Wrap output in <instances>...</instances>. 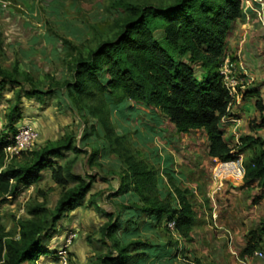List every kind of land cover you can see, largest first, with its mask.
Listing matches in <instances>:
<instances>
[{
  "label": "rangeland",
  "instance_id": "obj_1",
  "mask_svg": "<svg viewBox=\"0 0 264 264\" xmlns=\"http://www.w3.org/2000/svg\"><path fill=\"white\" fill-rule=\"evenodd\" d=\"M7 1L9 3L5 7L9 10L5 9L0 13V67L10 72L14 66L18 68L25 64L30 66L31 72H36L39 64L44 62L45 70L50 66V71H40L39 77L34 75L37 78L36 83L54 91H60V88H64L63 82L72 80V61L77 55L85 56L99 43L113 38L127 16L125 3L161 6L174 2ZM48 46H51L49 51ZM53 56L58 60L57 64L53 62ZM194 70L196 76L200 77L198 65L194 66ZM238 72V76L243 77L239 69ZM16 77L21 79L22 74ZM17 91L18 87L9 82L0 86V132L4 131L6 114L14 105L12 95ZM23 98L20 104L21 113L25 111L24 105L28 103ZM56 106L60 107L59 104ZM117 106H107V131L98 117H92L88 113L82 115L83 125L81 121L77 123L76 131L73 130V122L71 128L67 129V133L70 130L78 133L76 143L82 152L75 157L67 152L63 158L56 159L57 162L65 165L76 158L78 166L74 167V171L93 174L96 176L94 183L98 185H93L85 199L71 211L65 212V216L55 224L51 237L44 240L47 248L52 250L62 234L66 236L77 231L74 233L86 234L89 248V255L81 264H95L97 257L108 252V248L100 241L102 235L99 231L107 219L101 210L104 209L115 215L130 216V227H134L131 229L134 231L126 234L123 226H120L110 247L115 244L114 249L112 248L115 256L116 249L122 245L139 242L129 252L135 257L133 264H194L196 260L201 264H264V257L258 258L254 253L250 256L241 254L248 238L247 232L264 220V203L262 200L258 203L254 201L256 190L249 186L244 187L243 181L227 183L226 186L214 182L211 177L214 160L207 154L208 143L204 131L195 130L181 134L157 110H148L142 104L132 101L120 102ZM42 114L65 116L61 108L55 110L53 106L49 109L48 105L46 114L44 110ZM58 131L56 130L57 133ZM44 145L45 142L38 138L31 151L34 152ZM93 152L95 155H92ZM26 156L30 161L33 158L32 155ZM26 156L9 159L7 163L25 164L28 161ZM238 156L243 161L244 154ZM138 160L155 168L159 178L158 190L162 195L167 194L166 192L173 194L174 186L189 190V200L196 213L191 239L187 240L175 229L166 227L163 220L156 222L143 213L138 215L133 205L136 196L132 192L110 196L118 190L120 177L128 170L129 164ZM98 191L101 194L93 198L92 193ZM61 194L62 188L52 180L48 172H43L37 183L27 187L19 185L12 196L0 201L4 239H20L21 227L18 222L31 218L28 209L35 203H42L47 209L45 218L49 221ZM88 200H94L95 203L87 205ZM173 204L175 205V200ZM97 217L103 218V221H97ZM79 225H83V228L80 229ZM76 226L79 227L77 230ZM74 239L75 236L70 245ZM151 245L156 246V249L161 248V251L156 255H143L145 253L142 252H147L146 247ZM259 247L264 253V245L261 243ZM55 254L58 255L57 252ZM65 256V261L62 260L60 264H80L71 260L68 251ZM35 264L56 262L52 258L42 257Z\"/></svg>",
  "mask_w": 264,
  "mask_h": 264
},
{
  "label": "trees",
  "instance_id": "obj_2",
  "mask_svg": "<svg viewBox=\"0 0 264 264\" xmlns=\"http://www.w3.org/2000/svg\"><path fill=\"white\" fill-rule=\"evenodd\" d=\"M243 1L174 0L161 6L125 3L127 16L113 38L99 43L85 56L79 54L73 59L72 80L62 84L71 103L84 114L98 117L106 131L107 106L118 107L117 104L124 101L159 111L179 133L203 129L208 141V156L221 162L244 154L243 186L256 181V186L264 192V138L240 136L238 144L230 147L220 126L221 119L228 113L231 96L222 82L218 66L229 26L243 16ZM195 65L201 70L200 77L195 74ZM20 73L22 78L18 79L16 76ZM20 73L17 66L10 72L0 67V86L9 82L19 87L14 93L15 104L6 114L4 131L0 132V201L13 195L19 185L37 182L45 169L50 170V177L62 188V194L49 221L45 218L47 209L42 203H35L28 209L31 218L18 222L21 227L19 240L4 239L0 212V264H35L47 254L55 257L56 251L49 250L44 240L51 237L55 224L65 212L85 199L96 178L89 173H75L76 158L65 165L57 162L56 159L63 158L67 152L74 157L82 152L74 144L73 135L48 143L34 152L28 150L11 158L7 156L4 149L11 143L7 138L16 132V121L21 117L18 106L21 94L34 96L50 92L24 90L22 82L32 84V78L28 72ZM256 107L260 112L264 109L260 100L256 101ZM27 154L33 156L31 161ZM20 155L26 156L27 163H7ZM120 178L118 190L110 196L132 192L136 196V199L133 196V205L138 215L143 213L156 222L163 220L165 226L168 221H173V229L183 238L191 239L196 213L189 200V190L174 186L173 194L166 192L162 195L158 190L157 171L142 160L132 161ZM100 194L98 191L92 196ZM262 196L263 193L256 196L254 201ZM94 203V200L86 202L87 205ZM101 210L107 219L100 226V241L108 252L97 257L95 264L135 263V257L129 252L139 242L122 245L116 249L115 256L112 252L115 244L110 247L120 226L126 234L134 231L131 230L134 227H130V216ZM247 237L241 251L244 256L260 249L264 220L250 229ZM150 247H146L147 252H142L143 255H156L161 251L156 246ZM194 264L201 263L196 260Z\"/></svg>",
  "mask_w": 264,
  "mask_h": 264
},
{
  "label": "crops",
  "instance_id": "obj_3",
  "mask_svg": "<svg viewBox=\"0 0 264 264\" xmlns=\"http://www.w3.org/2000/svg\"><path fill=\"white\" fill-rule=\"evenodd\" d=\"M3 3H5L6 5L9 2L7 0H0V13L7 7H3ZM242 6L243 16L231 22L226 33L224 41V52L221 57V60L225 57L231 59L232 62L236 63L239 71L243 73V77L240 76V83L243 84V87L239 90V93H237V95L232 98L228 107L227 115L224 116L220 121L223 138L230 147L238 144L240 136L258 135L264 138V109L262 112H260L256 107L257 100H260L264 105V0H261L260 3L255 0H244ZM6 10L9 9L7 8ZM47 50H51V46H48ZM53 57V62L57 64L58 60L55 56ZM49 62L50 60H48L47 63ZM45 65L46 64H44V62H41L39 64V68L36 69V72H31V68H29L30 66L25 64L19 66L20 68L18 67L19 73L22 71H26L30 74V76L34 77L32 78V81H34L32 82V84H25L22 82L24 90L28 91L34 89L40 90L42 92L50 91V93H43L42 95L34 96H26L24 93H22L20 102L18 103L19 109L22 102V97H24L23 99L28 101V103L24 105L25 111L21 113V117L16 121L17 125L24 122L30 124L37 131L38 138L43 140L45 144L56 142L64 139L66 136L73 135L75 137L74 144L78 148H80V146L76 143L78 133L76 134L74 131H76V124L80 121H83L82 115L84 116L85 112H82L81 110L75 108V106L71 103L69 96L66 94V90L64 88H60V91H54L50 88L46 89L43 86H38V84L36 83L37 78H35L34 75H36V77H39L41 75L40 71H43L44 73L49 72L51 67L47 66L46 71ZM41 79H43V77ZM12 96L14 98L15 104L14 94ZM58 104L60 105V107L56 106ZM47 105L49 109H52L53 106L55 107V110L61 108L63 115L65 116L54 117L50 115H43L42 110H44L46 114ZM72 122L75 125L73 129L74 131L70 130L69 133H67V129L71 128ZM38 126L41 127L39 128ZM56 130H59L58 133L56 132ZM198 130L203 131V129ZM77 162L78 161L76 159L74 167L78 166ZM43 172H48L50 175V170L45 169L41 171V177L39 180H41ZM74 172L77 173V171ZM120 183L121 180L119 181V184ZM93 185L98 184L93 183ZM222 185L226 186L227 183L221 184V186ZM249 187L256 190L257 196L263 193V196L259 200H257L256 203L261 202V200L262 203H264V192H262L256 186V181L252 182ZM103 218L105 217L103 216ZM103 218L97 217L96 220L101 222L103 221ZM79 227L80 229H82L83 225H79ZM79 227L76 226L75 229L77 230ZM73 233H69L66 236L65 234L59 236L60 238L57 241L56 245L51 249L55 250L58 253L64 242L63 240H65L67 236ZM73 235L75 236V239L68 247V252L71 254L72 261L74 260L75 262L77 261L81 264L89 255V248L87 243L88 241L85 236L86 234L81 235V233H74ZM262 244L264 245V237ZM58 255H55V257H53L50 254H47L45 255V257L52 258V260H54L56 264H60V262L62 260L65 261L66 258Z\"/></svg>",
  "mask_w": 264,
  "mask_h": 264
},
{
  "label": "built area",
  "instance_id": "obj_4",
  "mask_svg": "<svg viewBox=\"0 0 264 264\" xmlns=\"http://www.w3.org/2000/svg\"><path fill=\"white\" fill-rule=\"evenodd\" d=\"M255 1L259 3L261 2V0ZM2 5L5 6V3ZM218 72L221 76L224 86L228 89L232 100V98L236 96L237 93H239V90L243 87V84L240 83L241 77L238 76V68L231 59L225 57L220 61ZM7 139L11 141V143L5 147L4 151L6 152L7 156L11 158L14 155H19L22 152L31 150L34 143L38 139V133L30 124L24 122L19 124L17 126L16 132ZM211 170V177L218 185L223 183L234 184L235 181L242 182L244 176V167L239 156L226 161H214ZM166 227L173 229L174 222L168 221L166 223ZM73 237L74 235L70 234L64 240L58 252V254L62 257L67 254L68 247L70 246V242ZM254 255L258 258L264 257V253L259 249L254 252Z\"/></svg>",
  "mask_w": 264,
  "mask_h": 264
}]
</instances>
